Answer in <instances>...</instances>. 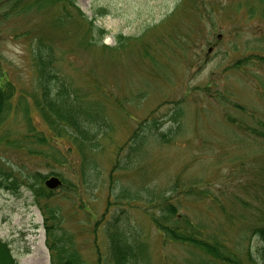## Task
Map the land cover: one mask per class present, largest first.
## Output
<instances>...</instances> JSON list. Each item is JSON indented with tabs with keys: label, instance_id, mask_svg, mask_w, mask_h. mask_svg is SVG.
I'll return each instance as SVG.
<instances>
[{
	"label": "rangeland",
	"instance_id": "1",
	"mask_svg": "<svg viewBox=\"0 0 264 264\" xmlns=\"http://www.w3.org/2000/svg\"><path fill=\"white\" fill-rule=\"evenodd\" d=\"M70 2L0 0V65L16 87L15 99L21 91L30 98L36 93L33 62L38 41L53 47L58 73L83 103L98 111L106 137L96 147L85 145L84 167L75 151L68 164L57 166L46 155L51 152L48 145L34 146L39 155L0 147V168L16 182L14 188L0 187V238L10 244L19 264H51L42 209L60 206L68 227L78 233L84 257L94 264L93 236L76 220L91 213L74 215L70 201L80 202L78 195L66 187L48 190L45 181L53 171L63 173L79 185L87 200L94 192L84 191L78 175L96 170L101 171L99 198L93 204L97 214L105 210L114 188L109 184L111 174L120 180L117 188L125 183L131 191H140L145 184L169 191L178 182L181 189L191 186L195 191L181 196L184 212L234 242L243 224L227 222L221 205L228 214L245 212L251 221L258 218L253 213L257 208L264 211V146L241 126L258 128L264 122L261 4L257 0ZM26 109L39 130L49 135L39 112L33 106ZM23 116L24 109L8 114L16 121ZM150 133L176 137L164 144L140 138L136 162L144 171L113 173L133 137ZM55 144L62 150L69 146L64 140ZM38 172L43 177H34ZM117 192L114 188L113 196ZM242 201L253 210L247 211ZM127 209L134 230L149 246L151 264H180L186 247L164 244L143 204L133 203Z\"/></svg>",
	"mask_w": 264,
	"mask_h": 264
},
{
	"label": "trees",
	"instance_id": "2",
	"mask_svg": "<svg viewBox=\"0 0 264 264\" xmlns=\"http://www.w3.org/2000/svg\"><path fill=\"white\" fill-rule=\"evenodd\" d=\"M71 1L75 0H61ZM70 2V3H71ZM261 4V18L264 21V0H257ZM254 17V16H253ZM56 51L53 47L45 46L38 41L37 51L34 57L35 87L36 93L28 98V94L20 92L17 100L16 87L10 82L7 71L0 65V147L24 151L29 155H39V150L34 146L48 145L51 149L49 156L53 164L66 165L70 162V155L78 152L85 162L84 147H96L106 137L102 133L103 120L99 119L98 111L90 105L82 102L75 90L63 79L56 68ZM22 97V98H21ZM21 98V99H20ZM26 102V105L25 103ZM24 103V104H23ZM24 105V107H21ZM34 107L44 121L48 133L39 130L33 116L27 109ZM21 120L8 118L11 112H22ZM18 123V127L15 125ZM246 127L252 136L261 141L264 146V122L257 127L241 124ZM21 127V130L17 128ZM150 136L135 135L129 144L125 157H119L113 173L117 171H144L143 165L137 163L138 140L144 138L158 139L162 144L170 142L173 135L150 133ZM64 140L69 143L66 150L57 147L55 142ZM136 148V149H135ZM75 151V152H74ZM142 154V153H141ZM120 155V154H119ZM142 160L141 162H144ZM140 162V161H138ZM54 168V167H53ZM84 169H82L83 171ZM50 175L58 176L63 182L62 188L70 189V192L78 195V201H70L74 215L80 211L91 213L84 220L77 218V223L82 231L90 232L93 236V251L97 255L94 264H151V254L148 244L143 241L138 231L134 230L131 216L127 206L133 203L143 204L146 214L153 226L157 229L164 244H179L186 247L187 251L181 258L180 264H264V211L257 208L253 212L256 217L250 220L248 214H228L224 206L221 209L227 216V222L243 224L240 236L231 242L227 234L215 230L207 223L194 220L192 216L184 212L185 204L182 195H193V187L180 188L175 183L167 190H157V186L145 184L140 191H131L124 183L117 188L119 179L110 175V185L118 192L113 196L112 187L108 194L105 210L97 214L94 210V198H99L96 191L101 183V171L93 170L80 172V186L84 191L92 190L87 200H83L79 185L60 172H52ZM43 177L39 172L34 177ZM33 176L27 180H32ZM5 181H13L11 174L0 168V187L14 188L16 182L10 185ZM86 186V187H85ZM170 191L175 196L169 195ZM144 194H139V193ZM184 193V194H183ZM206 192H201V194ZM256 199L255 201H259ZM246 210H253L245 201ZM44 225L46 229V244L51 256V264H92L81 251L78 243V233L68 227V220L64 216L60 206H44ZM85 213V214H86ZM234 243V244H233ZM0 264H19L14 257L10 244L0 238Z\"/></svg>",
	"mask_w": 264,
	"mask_h": 264
},
{
	"label": "water",
	"instance_id": "3",
	"mask_svg": "<svg viewBox=\"0 0 264 264\" xmlns=\"http://www.w3.org/2000/svg\"><path fill=\"white\" fill-rule=\"evenodd\" d=\"M45 185L51 189V190H54V189H57L60 185H61V181L59 178L57 177H52L50 179H48L46 182H45Z\"/></svg>",
	"mask_w": 264,
	"mask_h": 264
}]
</instances>
